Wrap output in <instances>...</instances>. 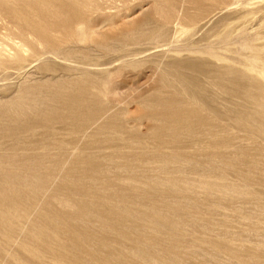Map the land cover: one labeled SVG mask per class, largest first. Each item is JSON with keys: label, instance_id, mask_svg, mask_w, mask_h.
Instances as JSON below:
<instances>
[{"label": "rangeland", "instance_id": "rangeland-1", "mask_svg": "<svg viewBox=\"0 0 264 264\" xmlns=\"http://www.w3.org/2000/svg\"><path fill=\"white\" fill-rule=\"evenodd\" d=\"M0 264H264V0H0Z\"/></svg>", "mask_w": 264, "mask_h": 264}, {"label": "bare ground", "instance_id": "bare-ground-1", "mask_svg": "<svg viewBox=\"0 0 264 264\" xmlns=\"http://www.w3.org/2000/svg\"><path fill=\"white\" fill-rule=\"evenodd\" d=\"M125 213V212H124Z\"/></svg>", "mask_w": 264, "mask_h": 264}]
</instances>
